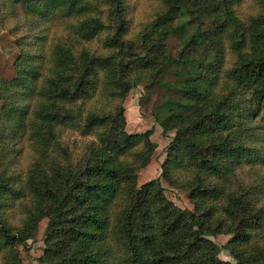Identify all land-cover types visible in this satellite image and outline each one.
<instances>
[{
  "label": "trees",
  "instance_id": "1",
  "mask_svg": "<svg viewBox=\"0 0 264 264\" xmlns=\"http://www.w3.org/2000/svg\"><path fill=\"white\" fill-rule=\"evenodd\" d=\"M157 1L133 35L131 0H0L1 25L20 16L26 30L11 32L16 77H0V264H22L43 219L38 264H264V0ZM99 39L103 52L85 47ZM142 81L174 132L161 177L192 210L160 177L137 187L156 146L125 132L123 102ZM96 92L116 106L85 109Z\"/></svg>",
  "mask_w": 264,
  "mask_h": 264
},
{
  "label": "rangeland",
  "instance_id": "2",
  "mask_svg": "<svg viewBox=\"0 0 264 264\" xmlns=\"http://www.w3.org/2000/svg\"><path fill=\"white\" fill-rule=\"evenodd\" d=\"M249 0H246L248 2ZM157 0H131L132 9L129 11V17L131 19V31L133 35L140 32L149 22L154 19V12L158 8ZM251 2L246 3L244 10L253 11ZM17 22V23H16ZM25 20L20 16H17L14 20H9L1 25L0 20V77L6 80H10L16 77L15 63L19 59V48L17 46V39L11 34L13 26H17V35H22L26 30L24 29ZM58 28V27H57ZM62 25L58 29L54 30L55 34L47 35V44L45 46L47 53L52 47V43H49L52 38L60 37L64 35V28ZM102 40L92 41L85 47L92 52H103ZM169 50L175 53L178 46L174 40L168 41ZM44 56V55H43ZM50 65V63H49ZM145 80V79H143ZM156 100V94L153 93L150 97L144 95V81L137 83L136 86L130 89L123 102L124 116H125V132L128 134H142L147 131L151 132L150 140L155 144L156 149L152 155L150 163L140 172L137 177V187H140L144 183L160 177L162 186L164 188L165 197L173 202L177 207L183 210H192L193 207L189 201V194L180 189L173 188L161 177V165L166 159V151L168 144L174 136V132L167 135L162 134V130L159 125L154 121L152 117L153 107ZM116 101L110 97L100 96L98 92L95 93L92 99L84 103V108H97L103 110V112H109L116 106ZM70 138H78L76 133H72ZM32 150L29 143L24 142L22 149L20 150V160L17 162L16 169L24 174L26 168L32 159ZM244 168L243 170H246ZM186 174L182 173L181 177H185ZM264 202V197L262 198ZM18 211L14 210L11 214L13 222L18 219ZM47 225V219H43L37 226L34 241L28 242L30 252L25 254L21 247L22 264H38V258L42 255L43 245V233ZM259 236V238H257ZM257 241L264 243V227L262 231L257 235ZM209 239L220 248L219 259L223 261L233 262L223 250V247L227 244L230 236L218 235L216 237H209Z\"/></svg>",
  "mask_w": 264,
  "mask_h": 264
}]
</instances>
